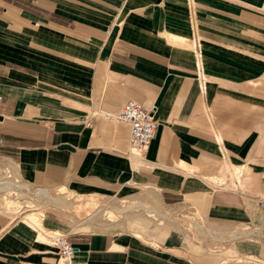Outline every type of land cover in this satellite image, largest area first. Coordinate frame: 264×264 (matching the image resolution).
Returning a JSON list of instances; mask_svg holds the SVG:
<instances>
[{"label":"crops","instance_id":"1","mask_svg":"<svg viewBox=\"0 0 264 264\" xmlns=\"http://www.w3.org/2000/svg\"><path fill=\"white\" fill-rule=\"evenodd\" d=\"M128 100L157 122L140 158L116 119ZM4 163L45 208L0 197L15 210L0 213V264H59L46 232L65 227L84 264H264V0H0ZM139 186L156 221L94 223L128 230L68 226L38 196L106 204ZM166 216L177 226L151 237Z\"/></svg>","mask_w":264,"mask_h":264},{"label":"rangeland","instance_id":"2","mask_svg":"<svg viewBox=\"0 0 264 264\" xmlns=\"http://www.w3.org/2000/svg\"><path fill=\"white\" fill-rule=\"evenodd\" d=\"M2 160H10V159L3 158ZM57 189H58V187H54V188L49 189V191H50V193L52 195H56ZM130 191H132V190H130ZM133 191H134V193L132 195L122 196L118 200L111 199V201L108 202V203H106V204H105L104 200L101 199L99 196H94V198H95L94 200L95 201H92V199L89 196H84L83 198L81 197V200H80L78 198L79 195H75V194H71L72 196L69 195V197L66 194H63V195H65L67 197L66 199H64L62 197L59 199V197H57L58 199H55V200L51 199L50 196H49V201L50 202L54 201V202L57 203V205H58V202H60L61 207L63 208V210H65V212L62 213L63 211H61V209L57 205H51L52 206V209L49 208V211L50 212H53L54 214H56L63 221L68 222V226L70 224H72V223L74 224V222H72L71 216H75L79 222L80 221L81 222L82 221L83 222L87 221L88 223L89 222H91L93 224L94 223H97V224L100 223L101 225H103L104 223H107V222L110 221L107 218L111 219L112 222H115L117 220L119 221L120 220V217H124V219H127L129 223H138V220H141L142 218H146V219H150V220H155L156 221L158 214L154 210H152L149 207H147V206H151V207L153 206L154 208L158 209L157 208V201H156V199L153 196H151V198L149 199L147 193L140 186L137 189L136 188L133 189ZM41 193L42 192H39L38 193V196H39V198L41 200H43L41 198V196H40ZM24 194L25 193H20L19 194L20 197L10 198L9 201H7L8 203L6 202L7 203L6 205H9V202L11 200L18 199L20 201L21 200H25V201L26 200L27 201L29 200L31 202L30 208H33V207H37V208H40V209L41 208H45V203H42L41 201H39L38 198H37V201L38 202L35 203L31 199H29L28 196H26ZM31 196H34V195H31ZM59 196H61V195H59ZM36 197L37 196H34L33 198L36 199ZM127 197H132V198H127ZM71 198H73V200H75V203H73V200L71 201ZM71 204L74 205V206H72V209H70V205ZM140 204L141 205L144 204L145 209H147L148 211L149 210L154 211L156 213V215L151 214V215H148L149 217H147V213H145L147 211H145V209L142 208V207L141 208L134 209L133 211H135V212L129 213L127 215H118L117 213H114L113 212L114 210H121V207H128L130 205H133V206L136 205V206H138ZM6 205H5V207H6ZM86 205H88V206H86ZM115 206H117L116 209H109V208H113ZM77 207H79V208L81 207V211L80 212L77 211ZM7 208H8V206H7ZM30 208H28V209H30ZM15 209H17V208H15ZM25 209H27V208H25ZM25 209H22V210H25ZM71 210H73V212H74L73 214L74 215H70V212H72ZM9 211H12L13 212L15 210H8L7 212H9ZM18 212L16 210V213H18ZM0 213L1 214H6V213H3V212H0ZM144 213L146 214V216H144ZM29 214H27V215H29ZM164 220L165 221L168 220L169 221V224H171V225L168 226V224H166V222H164V224L158 225L157 226V229H155V230H152V229L147 230V233L149 231V233H152L153 234L151 237H154L155 234H157L158 231H161L163 233H166L167 230H168V227H173V226L176 227L177 224H178V221L176 219H174L172 217H169V216H166V219H164ZM190 220H192V218H190ZM120 222H121L120 224H117L115 226L114 225H108V226H105L103 228H101L100 225L94 224L93 227L92 226L91 227L88 226L89 229L87 231H102V230L105 231L107 229L114 230L115 228L116 229L119 228L120 230H128L125 227L126 226L125 225V221L122 220ZM137 226H139V225H137ZM154 231H155V233H154ZM60 233H62V234H68L70 232H69V229H67V227H65V229L62 230Z\"/></svg>","mask_w":264,"mask_h":264},{"label":"built area","instance_id":"3","mask_svg":"<svg viewBox=\"0 0 264 264\" xmlns=\"http://www.w3.org/2000/svg\"><path fill=\"white\" fill-rule=\"evenodd\" d=\"M195 53L199 55L198 47H195ZM201 72V70L199 71ZM201 77L202 85L204 78ZM116 119L125 122L129 126V147L132 151L139 153L144 157L148 149L150 141L154 138L157 130V122L153 115V110L146 107L140 102L128 100L120 107ZM11 182L13 187L17 189L15 192H6L7 183ZM37 187H32L30 184L15 178L12 171L6 164H0V197L12 198L20 197V192H28L34 195ZM33 197V196H31ZM51 240L58 247L59 264H84L83 262L74 259L75 247L67 234L56 233L50 235Z\"/></svg>","mask_w":264,"mask_h":264},{"label":"bare ground","instance_id":"4","mask_svg":"<svg viewBox=\"0 0 264 264\" xmlns=\"http://www.w3.org/2000/svg\"><path fill=\"white\" fill-rule=\"evenodd\" d=\"M206 80L204 79V82H205ZM107 117H110V116H107ZM119 121V120H118ZM129 150H130V152L131 153H133V154H135V155H137V157L138 158H140V156L141 157H143L142 155H140L139 153H137V152H134V151H132L131 149H130V147H129ZM13 184L11 183V182H8L7 183V188H6V190H7V193L9 194L10 192H13V186H12ZM61 197L62 198H64V199H66L67 197L65 196V195H61ZM41 198L43 199V200H46V201H49V195H48V193H43V194H41ZM80 199V198H79ZM7 200V199H6ZM30 204H31V202L28 200H26V201H20V200H18V199H15V200H11L10 202H9V205H10V207L11 208H13V209H15V208H17V209H21V208H23V207H27V208H30ZM72 206H74L73 204H71L70 205V209H72ZM9 209V208H8ZM24 209V208H23ZM75 209V208H74ZM72 212H73V210H71ZM77 211H81V207L79 208V207H77ZM20 213V212H19ZM42 215V214H41ZM78 215V214H77ZM38 217H41V216H35L34 217V219H36V221H37V219H38ZM98 218V217H97ZM47 234H49V235H54L55 233H60V232H58V231H48V232H46ZM52 233V234H51Z\"/></svg>","mask_w":264,"mask_h":264}]
</instances>
